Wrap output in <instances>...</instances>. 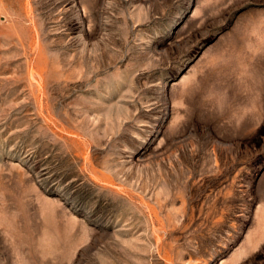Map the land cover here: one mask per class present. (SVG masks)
Listing matches in <instances>:
<instances>
[{"label":"rangeland","instance_id":"1","mask_svg":"<svg viewBox=\"0 0 264 264\" xmlns=\"http://www.w3.org/2000/svg\"><path fill=\"white\" fill-rule=\"evenodd\" d=\"M0 264H264V0H0Z\"/></svg>","mask_w":264,"mask_h":264}]
</instances>
